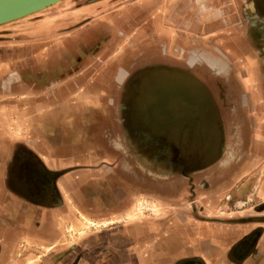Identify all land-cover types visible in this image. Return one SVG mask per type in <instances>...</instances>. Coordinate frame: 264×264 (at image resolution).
Segmentation results:
<instances>
[{"label":"crops","instance_id":"0c3cea01","mask_svg":"<svg viewBox=\"0 0 264 264\" xmlns=\"http://www.w3.org/2000/svg\"><path fill=\"white\" fill-rule=\"evenodd\" d=\"M186 1L164 16L186 17ZM193 1L208 20L197 33L213 35L206 63L226 81L210 88L194 73L205 86L196 93L217 104L219 121L236 120L238 135H201V144L220 143L221 151L189 159L169 137L166 156H119L118 109L141 112L142 91L123 100L126 75L77 53L112 26L110 14L102 24L103 2L69 0L0 33L28 37L0 41V264H264V0H241L239 27L221 26L219 11L203 15L214 0ZM135 169L146 179L133 180ZM139 195L145 203H135ZM135 207L148 211L139 216ZM84 217L101 227L85 231Z\"/></svg>","mask_w":264,"mask_h":264},{"label":"rangeland","instance_id":"374dc122","mask_svg":"<svg viewBox=\"0 0 264 264\" xmlns=\"http://www.w3.org/2000/svg\"><path fill=\"white\" fill-rule=\"evenodd\" d=\"M99 1L103 2L102 12L104 15L102 14V24L109 23L104 20V17L110 14L114 17L112 19V26H110V29H105L103 27L99 28L98 35L100 37L95 42V45L77 51L82 62L87 64L88 60L94 55L97 57L100 56L97 65L100 66L99 69H101V71H105V67H107L109 72L111 70L118 73L119 70L123 71L126 69V64L120 61V57L125 56L127 53L135 57V55L139 54L140 47L143 45L151 47L149 50L150 52L156 51L159 53V51H161L164 53V58L170 61L169 64H166L168 70L155 68L151 70V72L147 69L136 72L135 77H137L138 80L136 82V84H138L136 85V91H142V99L137 100L138 108L141 109V112L138 113L131 107L132 113L134 115L137 114L136 116H138L140 120L142 118L143 121L146 120L150 123L151 128H154L155 125V129L163 132V136L171 139L174 138L179 144L180 156L185 152L183 146L186 145L189 148L192 144L200 145L202 143L200 135L203 129L206 128L211 131L214 127V123L218 122V116L215 117L217 104H215V106L212 101L207 100V97L200 96L199 92H196L198 90L203 91L200 89L205 88V86L210 88L218 87L222 82H226L221 81L222 76H218V73H216L217 64L212 66L206 63L210 59V54L207 52L210 51L211 48L208 46L209 44H205L213 39V35L210 32L202 33V31H199L197 33L196 31L199 25L205 26L208 20L202 21L200 19L201 17L192 9L193 0L186 1L188 8L186 12L188 14L186 17L182 15L183 17L179 18L178 16L177 18L178 20L180 19L179 21H177L176 17L174 18V13L172 12V14L164 16L165 10L174 8L175 0ZM65 3H69V0L61 1L57 5H64ZM213 3V8L203 14H207L206 16H208V19L210 16L212 18V16L219 11L218 13H222V15L217 19H219L221 26H223L224 23H229V25L238 27L239 24H243L242 20H240L237 15L241 13V11L243 12L241 0H214ZM165 5H169L168 8L165 9ZM191 9L193 12H190ZM214 11L216 13H213ZM223 12L227 13V18L223 15ZM32 17L31 15L22 20L0 26V33L6 34L8 28L25 24L31 20ZM113 25L115 26L113 27ZM162 25L165 27V30L160 29ZM191 25L194 27L195 31L191 30ZM224 27L226 26L224 25ZM199 29H201V27ZM25 34L24 31H17L12 34V37L3 36V39L9 38L7 41L10 43L12 40H25L24 38H28ZM3 39L0 41H5ZM201 43L202 45H200ZM196 45L198 47H203L198 48L199 52H196L197 54H191L193 48H197L195 47ZM132 49L134 50L133 52H131ZM118 52L119 54H117ZM182 52L184 53L183 55H181ZM190 54L195 57L192 62L190 61ZM109 60H111L110 64ZM175 63H177L178 69L175 66L173 68H168L172 67ZM220 66L219 64L218 67ZM87 68L90 69H88L89 71L93 70V66L87 65ZM76 69L77 66H75V70ZM58 70H60V68ZM2 71L3 69H0V73ZM194 73L202 78V82L205 86L201 83H197L195 80L192 81ZM153 76L156 77L152 80L151 77ZM203 77H207L208 79H204ZM41 83L40 79V84ZM130 85L131 84L127 87ZM131 94L135 95V90L131 91ZM195 94H198V96H195ZM109 98L110 97H107L108 100ZM136 99L137 97L134 96V100ZM196 99L203 101L200 102ZM110 100L112 99L110 98ZM112 118L115 119L114 112ZM190 125H195L196 131H199L198 135L200 137L189 133L190 129H194L191 128ZM224 127H226V125H224ZM104 131L105 133L102 134L108 137L110 129L107 127ZM213 140H216V138H213ZM134 198H138L135 203H145V199L140 195ZM135 208H137L135 211L139 216L148 211L145 210V207ZM82 220L85 225L84 229L87 232H92L98 227H101L96 223H93L94 225L89 224V220H93L87 217H84Z\"/></svg>","mask_w":264,"mask_h":264},{"label":"flooded vegetation","instance_id":"af4514ba","mask_svg":"<svg viewBox=\"0 0 264 264\" xmlns=\"http://www.w3.org/2000/svg\"><path fill=\"white\" fill-rule=\"evenodd\" d=\"M140 48L141 49L139 51V54L135 55V57H134V55L132 56V54L130 55V53H127L125 56L120 57V61L122 63L126 64V66H125L126 69H124L123 71L119 70L118 73L120 75H123V76L126 75V78H127L125 89L127 90L126 93H128V94H127L126 98H123V100H126V101L128 100L129 102L132 101V99H134V96L137 93L136 85H138V84H136V82L138 80H137V77H135L136 72L142 71L143 69H147L151 72V70H153L155 68L168 70L166 67V64L167 63L169 64V62H170L164 58V53H162L161 51H159V53H157L156 51L150 52L149 50L151 47H149V46L147 47L146 45H143ZM133 51L134 50L132 49L131 52H133ZM118 54H119V52H118ZM191 54H193V52H191ZM191 54H190V57H191L190 61L192 62L195 59V57H194V55H191ZM181 55H183V52L181 53ZM129 56H131V57H129ZM174 66L178 69L177 63L172 65V67H168V68H173ZM155 77L156 76L151 77L152 80ZM192 81H194V79H192ZM129 84H131V85L129 87H127ZM139 85H140V83H139ZM133 90H135V95L131 94V91H133ZM125 96L126 95H124L123 97H125ZM122 107L123 106L119 107L118 113H120V114H117L116 118H117L118 124H119V122H122L123 126L118 127V129L116 131L118 137L112 136L114 138V140H116L114 142V144H116L119 147V152H118L119 156H121L122 158L127 157L129 159H132V161H133V159L140 158L139 155L141 154L140 152H142V151H145V152H149V151L152 152L153 151L154 153L155 152H161V153H165V156H166V154H168L167 153L168 152L167 146L169 145L168 142L171 140H169V138L163 136V132L156 130L155 125H154V128H151V124L148 123L146 120H144V121H143V119L140 120V118L138 116H136L132 113L130 106H127L126 109H125V106H124V109ZM228 114L231 116L232 119H234L235 114L233 113V111L229 112ZM228 121L226 120V122L224 123V122H221L218 120V122L214 123V127L212 128L211 131L204 128L201 135L206 136V138H208V140L209 139L213 140V138H216V141H220L222 136H224V137L230 136V139L236 138V136L238 135V122H236V120H234V121L230 120L229 122ZM224 125H226V127H224ZM190 127L194 128V129H192V130L190 129L189 133H192L194 135H198L197 133L199 131L198 132L196 131L195 125H190ZM109 136L104 137V139L108 140L107 142H109ZM155 144H157V145H155ZM182 146H183V144H182ZM175 148H176L177 154H180L179 153L180 152L179 146L175 145ZM183 149L185 151L184 154L187 157V158L186 157L185 158L189 159L190 152L196 153L197 155L201 154L203 151H206V149L209 152H211V150L214 153H215V151L220 152L221 151V144L220 143L213 144V143H209V142L206 144H200V145L199 144H197V145L192 144V146H190L189 148L186 145L183 146ZM151 155H153V154H151ZM182 160L186 162L185 159H182ZM123 164L126 165V159H123ZM127 170H128V173L132 172V170L129 168V165H128ZM135 170H136L135 174L130 175V177H132L133 180L137 178V181L140 182L143 177H145L144 179H146V175H142L140 173L141 171H138L137 169H135ZM148 177L151 180L154 179V177H152V176H148ZM252 242H253L252 239L245 241V245H246L245 247L246 248L251 247ZM242 245H244V243ZM181 264H192V262L186 261V262H183Z\"/></svg>","mask_w":264,"mask_h":264},{"label":"water","instance_id":"95a60500","mask_svg":"<svg viewBox=\"0 0 264 264\" xmlns=\"http://www.w3.org/2000/svg\"><path fill=\"white\" fill-rule=\"evenodd\" d=\"M60 1L62 0H0V26L22 20Z\"/></svg>","mask_w":264,"mask_h":264},{"label":"bare ground","instance_id":"6f19581e","mask_svg":"<svg viewBox=\"0 0 264 264\" xmlns=\"http://www.w3.org/2000/svg\"><path fill=\"white\" fill-rule=\"evenodd\" d=\"M62 1H64V0H62ZM61 2V1H60ZM60 2H58V3H60ZM58 3H55V4H58ZM54 4V5H55ZM53 6V5H52ZM49 8V7H48ZM47 9V8H46ZM45 10V9H44ZM43 11V10H42ZM41 12V11H40ZM37 13H39V12H37ZM36 14V13H35ZM32 15H34V14H32ZM29 17V16H28ZM18 20V19H17ZM5 25V24H4Z\"/></svg>","mask_w":264,"mask_h":264}]
</instances>
